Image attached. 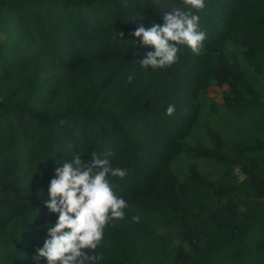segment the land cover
Segmentation results:
<instances>
[{
	"label": "trees",
	"instance_id": "trees-1",
	"mask_svg": "<svg viewBox=\"0 0 264 264\" xmlns=\"http://www.w3.org/2000/svg\"><path fill=\"white\" fill-rule=\"evenodd\" d=\"M175 9L199 16L201 51L141 68L154 49L132 32ZM218 79L252 132L194 134ZM93 153L127 202L97 264H264V0H0V264H46L54 169Z\"/></svg>",
	"mask_w": 264,
	"mask_h": 264
},
{
	"label": "clouds",
	"instance_id": "clouds-1",
	"mask_svg": "<svg viewBox=\"0 0 264 264\" xmlns=\"http://www.w3.org/2000/svg\"><path fill=\"white\" fill-rule=\"evenodd\" d=\"M183 2L197 10L204 7V0ZM162 19V24L141 25L132 32L141 45L154 49L139 60L143 69L172 65L178 59L179 45H186L193 53L201 51L206 33L198 27V15L175 9L164 12ZM174 111L175 106L169 104L165 114ZM109 175L122 178L125 170L95 153L87 160L74 155L54 169L47 188L49 199L44 204L56 214V220L47 226L46 238L36 251L37 261L45 258L46 264H97L99 255L87 250L97 248L105 224L122 218L127 206L126 200L113 191Z\"/></svg>",
	"mask_w": 264,
	"mask_h": 264
},
{
	"label": "rangeland",
	"instance_id": "rangeland-1",
	"mask_svg": "<svg viewBox=\"0 0 264 264\" xmlns=\"http://www.w3.org/2000/svg\"><path fill=\"white\" fill-rule=\"evenodd\" d=\"M225 89V84L222 79H218L214 84L209 86L207 97L202 105L201 116L198 123L194 127V134L199 135L203 132V124L208 123L209 127L216 131L223 139L230 138L235 130H244L252 132L253 127L258 125V117L256 111H243L236 112L226 110L222 106V92ZM198 164H200L198 162ZM203 168V165H202ZM206 172L212 171L214 173L215 168L206 167ZM238 172L237 170H235ZM238 177L242 178L240 172Z\"/></svg>",
	"mask_w": 264,
	"mask_h": 264
}]
</instances>
